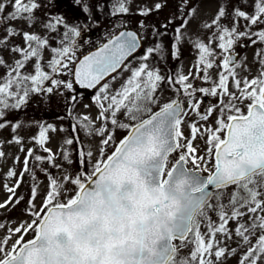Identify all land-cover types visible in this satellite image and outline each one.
<instances>
[{
    "label": "snow or ice",
    "instance_id": "snow-or-ice-1",
    "mask_svg": "<svg viewBox=\"0 0 264 264\" xmlns=\"http://www.w3.org/2000/svg\"><path fill=\"white\" fill-rule=\"evenodd\" d=\"M9 6L11 11H7ZM42 6L39 0H0V31L4 33L0 36V68L4 69L0 118L4 110L27 104L33 94L51 95L61 86L72 90L73 81L54 78L53 74L63 73L72 75L81 88L100 85L95 103L100 109L97 119L104 126L93 129L90 118L83 117L89 130L101 137L100 147L94 161L92 151L78 153L74 175L57 177L41 170L48 181L45 194L37 206L38 186L32 187L25 209H30V220L9 229L15 240L11 235L0 238V264H227L229 258L237 264H264V52L256 53L262 70L251 80L236 77L234 57L228 54L241 38L256 43L255 36L264 42V28L251 31L253 26L264 25V0H254L252 14L236 7L234 18L247 22L244 31L235 23L231 28L220 23L227 15L226 6L205 25L215 26L213 35L225 53L219 65L223 71L210 88L194 86L191 73L167 79L169 85H180L189 98L187 107L180 99L161 102L158 91L165 78L148 63L131 69L114 93L107 83L101 84L122 67L128 70L126 61L140 47L137 34L131 31L113 35L81 59L75 39L69 40L70 34L73 38L81 35L78 27H69L61 16L50 17L43 24L46 31L56 33L61 25L67 30L59 41L61 47H52L53 57L43 64L42 53L52 37L9 26L21 20L32 26ZM155 8L159 10L161 4ZM88 10L85 5L84 11ZM128 11L125 0H116L111 14ZM176 32L179 41L181 29ZM14 37H21L23 46L13 44L10 38ZM66 41L68 46H63ZM195 47L200 53L197 71H203V79L209 81L215 53L203 42ZM4 51L18 58L10 64L2 57ZM158 51L160 45L148 48L141 59L148 61ZM30 64L32 72L27 71ZM230 78L235 91L229 89ZM46 82L51 86L45 87ZM197 93L216 98L217 105L202 111ZM217 106L218 117L209 126ZM189 110L203 123H188L185 135ZM49 129L56 131L51 125L41 127L35 142L48 154L47 163L59 170L62 165L56 163V154L45 146ZM117 130H123L122 137L117 138ZM198 137L204 139V154L194 144ZM75 142L69 138L64 143ZM15 143L20 144V139ZM4 155L0 151V158ZM61 155L72 162L67 151ZM32 156L29 149L24 173ZM44 159L35 156L37 162ZM19 186V182L15 187L5 185L12 195L0 203V209L13 203ZM29 234L31 238L26 239Z\"/></svg>",
    "mask_w": 264,
    "mask_h": 264
},
{
    "label": "rangeland",
    "instance_id": "rangeland-1",
    "mask_svg": "<svg viewBox=\"0 0 264 264\" xmlns=\"http://www.w3.org/2000/svg\"><path fill=\"white\" fill-rule=\"evenodd\" d=\"M39 2L43 6L35 12L37 19L32 26L29 27L26 20L12 22L9 26L17 31H28L42 37H52L50 47L42 53L43 64L46 65L53 57L52 47H61L59 41L62 39L64 31L67 30L61 25L58 26L56 33L46 31L43 24L49 22L50 17L61 16L69 27H78L81 32L79 37L73 38L71 34L69 35V40L75 39L77 57L101 44L119 30L133 28L140 34L144 47L126 64L128 70L123 68L106 82L110 92L114 93L120 89L129 77L131 69L138 67L141 63H148L151 68L158 69L160 75L165 78V82L158 91L161 102L180 99L184 102L185 107H187L189 98L183 95L180 85H169L167 79L175 80L181 74L189 75L191 73L190 82L198 88H210L212 82H218L219 73L223 71L219 65L222 64L225 53L218 47V37L213 35L216 32L215 26L208 28L205 25L211 24L218 14L219 8L226 6L227 15L220 23L229 28L235 23L240 31H244L247 22L242 18H234V12L238 7L247 14H252L254 5V0H247V3L244 0H125L129 11L125 14L112 15V8L116 0H81L80 3H76V0H39ZM157 3L161 4L159 10L155 8ZM85 5L88 6V11H84ZM7 11H11L10 6ZM142 11H147L148 14L142 15ZM182 21H186V23L182 24ZM166 25L167 27H165ZM177 28L181 29L179 41L176 39ZM261 28H264V25L253 26L251 31L255 32ZM3 34L0 31V36ZM210 37L212 38L211 43L209 42ZM10 39L16 46H23L21 37ZM252 39L256 40V43H252L247 38H241L228 53L237 55L233 67L236 77L241 80L245 78L251 80L257 77L262 70L260 57H257L256 53L264 52V42H260L255 36ZM197 42L205 43L215 53L214 67L208 70L209 81L203 79V71H197V61L200 55L199 50L195 47ZM68 43L66 41L63 46H68ZM156 45H160L161 51L154 52L148 61H143L141 58L147 54V49L155 48ZM2 57L10 64L18 58L15 54L7 51L2 53ZM188 60L191 61L190 69L184 67ZM27 71H33L31 64L27 67ZM45 71L50 72V69L45 67ZM3 74L4 69L0 68V76ZM53 75L56 79L73 81V89L69 90L61 86L51 95L46 93L33 94L29 97L27 104L19 109L4 110V115L0 118V123L5 125L0 129V151L5 153L4 157L0 158V203L7 201L12 195L7 191L5 185L15 187L18 182L20 183L15 197H13V203L4 209H0V225H3L0 227V238L11 235L12 240H15L17 237L12 235L9 229H15L20 224L30 220V209L28 211L25 209L34 185L38 186V199L35 203L39 206L48 183L45 172L41 171L42 169H46L57 177L62 174L74 175L77 169L76 160L80 151L85 153L92 151L94 154L93 161L98 156L101 137L89 130L88 122L83 117L88 116L90 118L93 122V129L104 126L102 121L97 119L100 109L95 103V96L100 94L99 89L91 92L88 89L78 88L70 74ZM48 86L51 85L46 82L45 87ZM229 89L235 91L231 78L229 79ZM196 99L203 101L202 111L217 105L216 98L211 96L204 97L197 93ZM247 103L248 101H244L245 105ZM241 107L243 109V105ZM218 114L219 107L217 106L213 116L207 122L209 126H212ZM119 118L121 121L124 119L123 116ZM191 122L203 123L199 122L195 113L189 110V116L185 117V135L189 134L187 125ZM49 125L56 131L49 129L47 133L48 142L45 146L56 154V163L62 165L59 170L47 163L48 154L35 142L41 127H48ZM14 128L15 131H13ZM123 134V130H117V138L122 137ZM16 138L20 139V144L15 143ZM69 138H75L77 142L73 145L65 144V140ZM194 144L201 150L200 154H204L206 147L204 139L198 137ZM29 149L33 151V156L28 158L29 171L24 173L23 162ZM63 151L68 152L71 163L63 160L61 155ZM37 155L45 158L44 161L37 162L35 160ZM10 171L15 172L16 175L9 176ZM21 173H23L22 176ZM19 197H23V199L17 204L15 200ZM213 218L215 219V217ZM29 238H31V234L26 237V239ZM232 246L235 247V244ZM227 264H237L236 259L229 258Z\"/></svg>",
    "mask_w": 264,
    "mask_h": 264
},
{
    "label": "water",
    "instance_id": "water-1",
    "mask_svg": "<svg viewBox=\"0 0 264 264\" xmlns=\"http://www.w3.org/2000/svg\"><path fill=\"white\" fill-rule=\"evenodd\" d=\"M121 31H131V32H134V33L137 34V36H138V38H139V40H140V47H139V48L136 50V52L133 54L132 57H134L136 54H138V53L143 49V40H142L140 34L138 33V31H136V30L133 29V28H123V29L119 30L117 33H115L114 35L119 34V32H121ZM112 36H113V35H112ZM112 36H111V37H112ZM111 37H110V38H111ZM110 38H109V39H110ZM107 41H108V39L105 40L101 45H99V46H97V47H95V48L89 50L88 52L82 54L79 58L82 59L84 55H88V54H90V53L96 51L100 46H102V45H103L104 43H106ZM231 55L234 57V62H235L237 55H236L235 53H232ZM132 57H130L129 60H130ZM129 60H128V61H129ZM128 61H126V64L128 63ZM122 69H123V67H122ZM122 69H119L116 73H113L111 76L106 77L105 81H102L101 84H104L108 79H110L112 76H114L115 74H117V73H118L119 71H121ZM73 78H74V77H73ZM77 87H78V88H81L79 85H77ZM99 87H100V85H98V86H97L96 88H94V89H88V90L94 91V90L98 89ZM82 89H86V88H82Z\"/></svg>",
    "mask_w": 264,
    "mask_h": 264
},
{
    "label": "bare ground",
    "instance_id": "bare-ground-1",
    "mask_svg": "<svg viewBox=\"0 0 264 264\" xmlns=\"http://www.w3.org/2000/svg\"><path fill=\"white\" fill-rule=\"evenodd\" d=\"M184 67H187V68H191V61L188 60L185 64H184ZM210 70V69H209Z\"/></svg>",
    "mask_w": 264,
    "mask_h": 264
}]
</instances>
